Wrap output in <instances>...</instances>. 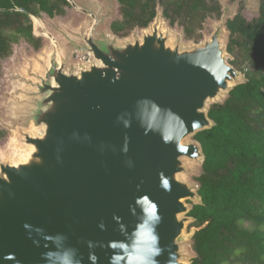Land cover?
<instances>
[{"label":"water","instance_id":"1","mask_svg":"<svg viewBox=\"0 0 264 264\" xmlns=\"http://www.w3.org/2000/svg\"><path fill=\"white\" fill-rule=\"evenodd\" d=\"M93 29L77 47L91 64L61 62L46 86L39 162L1 166L0 264H181L184 200L199 195L176 174L203 156L184 139L212 125L206 101L239 72L217 35L178 52L154 32L110 54Z\"/></svg>","mask_w":264,"mask_h":264},{"label":"trees","instance_id":"2","mask_svg":"<svg viewBox=\"0 0 264 264\" xmlns=\"http://www.w3.org/2000/svg\"><path fill=\"white\" fill-rule=\"evenodd\" d=\"M118 2L121 18L110 27L121 37L147 28L158 6L188 39H200L205 20L222 14L218 0ZM69 5L68 0H0V65L21 38L40 48L30 13L52 18L64 15ZM226 28L230 63L245 79L209 106L212 125L194 135L204 158L196 177L200 202L187 213L197 227L192 264H264V0L257 16L248 19L238 12Z\"/></svg>","mask_w":264,"mask_h":264},{"label":"rangeland","instance_id":"3","mask_svg":"<svg viewBox=\"0 0 264 264\" xmlns=\"http://www.w3.org/2000/svg\"><path fill=\"white\" fill-rule=\"evenodd\" d=\"M74 1L79 8L70 4L66 6L64 15L51 18L44 12H40L39 15L30 13L34 34L41 39L40 48H34L21 38L13 44L10 56L1 61L0 175L2 176H6L1 170L2 165L18 167L39 162L37 147L30 143L29 139L46 136L47 124L44 116L49 110L47 99L50 94L46 86L53 83L54 73L61 66V62L68 73L78 72L82 67L91 64L92 58L78 50V44L73 43L72 38L85 37V33L87 34L94 26V40L106 52L113 54L108 43L125 50L130 46L142 44L144 38L154 32L165 38L168 48L178 52H193L210 42L213 35H217L223 56L230 63L233 56L227 51L229 31L226 28V21L238 12L252 19L258 15L260 4V0H218L222 7L221 16L208 17L199 32L200 39L196 40L188 39L181 25H171L163 16L161 6H158L157 16L147 28L137 27L127 36L121 37L115 35L110 27L114 20L121 18L118 0ZM81 9L94 13L96 19ZM34 16H37L41 23H36ZM232 66L235 68L234 65ZM238 72L237 77L228 82V88L221 89L215 97L206 101L204 111H207L212 103L223 101L234 84L244 81V75ZM195 134L188 135L184 143L194 144L200 148L199 142L194 137ZM180 161L181 170L176 174V179L197 191L196 177L202 172L201 152L197 157L186 156ZM184 201L187 208L191 209L193 204L200 202V198L195 196ZM181 218L185 219V226L178 238V258L181 264H192V258L195 256L192 236L197 227L192 225L194 219L187 213L183 212Z\"/></svg>","mask_w":264,"mask_h":264},{"label":"crops","instance_id":"4","mask_svg":"<svg viewBox=\"0 0 264 264\" xmlns=\"http://www.w3.org/2000/svg\"><path fill=\"white\" fill-rule=\"evenodd\" d=\"M71 40H73L74 41L73 43L78 44L79 46L83 45V43H84L83 37L82 38L76 37L75 39L72 38Z\"/></svg>","mask_w":264,"mask_h":264},{"label":"bare ground","instance_id":"5","mask_svg":"<svg viewBox=\"0 0 264 264\" xmlns=\"http://www.w3.org/2000/svg\"><path fill=\"white\" fill-rule=\"evenodd\" d=\"M37 18H38L37 16H34L35 22L36 23H41V20L39 18H38L39 20H36ZM53 40H54V38H53ZM54 42H56V41L54 40Z\"/></svg>","mask_w":264,"mask_h":264},{"label":"built area","instance_id":"6","mask_svg":"<svg viewBox=\"0 0 264 264\" xmlns=\"http://www.w3.org/2000/svg\"><path fill=\"white\" fill-rule=\"evenodd\" d=\"M85 53H86V55H88L92 58V54L90 52H85ZM85 58H86V56H85Z\"/></svg>","mask_w":264,"mask_h":264},{"label":"flooded vegetation","instance_id":"7","mask_svg":"<svg viewBox=\"0 0 264 264\" xmlns=\"http://www.w3.org/2000/svg\"><path fill=\"white\" fill-rule=\"evenodd\" d=\"M36 20H39L38 18Z\"/></svg>","mask_w":264,"mask_h":264}]
</instances>
